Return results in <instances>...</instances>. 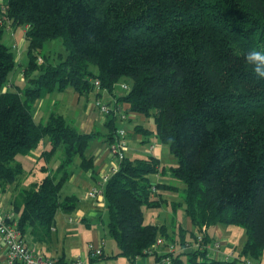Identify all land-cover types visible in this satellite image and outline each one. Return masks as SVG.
I'll list each match as a JSON object with an SVG mask.
<instances>
[{
  "label": "trees",
  "instance_id": "1",
  "mask_svg": "<svg viewBox=\"0 0 264 264\" xmlns=\"http://www.w3.org/2000/svg\"><path fill=\"white\" fill-rule=\"evenodd\" d=\"M19 25L26 26L27 84L0 91V186L24 175L19 156L40 149L46 137L49 145L40 156L46 175L12 200L22 233L31 229L42 239L58 209L77 207L79 198L63 195V186L77 158L80 169L93 166L86 150L97 135L56 112L37 121L32 104L69 86L80 94L95 86L113 91L127 76L130 88L118 101L154 118L156 136L177 157L170 170L185 184L180 204L204 244L211 243L207 229L218 224L241 226L247 235L231 259L212 258L205 247L171 254L169 263H162V255L159 264H264V79L245 59L248 51L264 47V0H0V90L17 66L18 49L1 38L6 28ZM55 39L66 53L50 63L42 50ZM107 115L108 140H114L116 115ZM159 170L153 155L125 157L105 184L107 232L118 255L131 261L159 236H169L164 225L145 223L144 207L157 208L164 200L150 181ZM178 231L186 243L187 232ZM190 236L194 246L196 234Z\"/></svg>",
  "mask_w": 264,
  "mask_h": 264
},
{
  "label": "crops",
  "instance_id": "2",
  "mask_svg": "<svg viewBox=\"0 0 264 264\" xmlns=\"http://www.w3.org/2000/svg\"><path fill=\"white\" fill-rule=\"evenodd\" d=\"M16 36L15 33L11 34L13 41L9 45L16 44L18 47V49L14 48V52L19 68L17 71L15 68L11 73L8 83L2 87L1 92L9 89L14 90L20 86L24 87L27 84L24 70L28 62L22 64L24 60L23 52L26 51V46L24 47L25 37L19 41ZM53 93H51L52 97L46 96V94L42 95L32 104L31 110L35 119L39 118L40 122H44L52 112H56L62 114L67 121L70 119L71 121L69 122H73L71 124L78 130L85 133L96 132L97 135L90 140L86 150L87 154L93 156V166L88 170L80 169V158L76 159L75 164L71 166V173L63 188L66 187L67 194L65 195H75L79 198L77 207L71 212L58 209L50 233L44 235L42 239H37L34 231L28 229L23 233L25 242L37 253L58 259L60 264H73L74 260L78 257L88 258V246L91 243L98 247L101 246L103 254L90 259V264H157L160 257L167 253L169 243L175 244V254L193 251L194 247L190 246V243L194 237L190 236V234H197L198 232L183 205L180 204L183 201L182 189L184 186L181 187V182L174 177L170 170L172 166L177 165V157L167 145L161 143L156 136L155 127L149 124L148 117L144 114L130 111L129 104L118 101V98L126 94V92H119L115 89L109 91L98 87L97 90H94L95 99L90 98V92L80 94L73 87L70 89L67 87L65 90L59 91L60 94H57V96H54ZM97 101H101L103 104L108 105L111 110H114L117 130L114 140L112 138L108 140L107 135L111 132L110 127L107 125V121L109 120L108 115L99 111L96 106ZM122 114H127L126 120L121 119ZM144 128L149 129L151 133L149 131L148 134H145L143 132ZM122 129L126 130L128 147L126 157L134 159L153 155L160 161V170L150 175V181L156 188V191L153 193L157 197L164 199L161 205L155 208L162 212L152 210L149 213V218H146L145 213V223L164 225L169 233L168 237L159 236L164 240L160 246L155 247L151 253L139 256L133 261L118 255L119 248L116 241L112 239V242L108 238L105 191L103 195L97 198L87 195L92 188L99 184L104 175L112 174L113 168L119 167L120 161L110 152V145L118 141V131ZM26 156L36 159L37 164L41 160V150H33ZM24 158V156H19L18 159L23 163L25 171V167L29 164L30 159ZM57 160V157L55 160L53 158L49 163L48 168L50 171L56 168ZM32 168H37L34 163L31 165ZM45 175L46 173L43 171V173L39 174V178H34L29 182L28 174L24 173L14 184L6 188L0 186V202L3 208L6 211L15 212L12 204L15 194L22 188L41 180ZM156 185L174 186L175 191L173 189H162V187H156ZM15 214L17 215L19 226L20 214L18 212H15ZM229 227L218 224L207 229L211 238L208 253L210 257L218 258L219 256L225 257L227 254L235 255L238 247L232 238L234 230ZM180 228H183L187 232L184 238L186 243L184 244L179 240L182 239L178 231ZM169 237L174 238L176 241L169 240ZM216 241H219L221 244L218 256H215L216 254L213 250V245ZM0 264H7V253L1 238Z\"/></svg>",
  "mask_w": 264,
  "mask_h": 264
},
{
  "label": "built area",
  "instance_id": "3",
  "mask_svg": "<svg viewBox=\"0 0 264 264\" xmlns=\"http://www.w3.org/2000/svg\"><path fill=\"white\" fill-rule=\"evenodd\" d=\"M41 61V59H40ZM95 84L100 86V81L96 80ZM125 90H129V86H123ZM96 106L99 111L103 114H109L111 109L108 105L103 104L101 101H97ZM122 120L127 119V114L121 115ZM118 141L110 145V152L116 156L119 161H122L126 157L127 151V139H126V130L122 129L118 131ZM119 167L113 168V172H116ZM104 175L99 184L92 188L87 195L89 197L97 198L104 194L105 184L112 175ZM154 192L156 188L152 189ZM0 238L3 245L5 246L7 253V264H60L59 260L50 256H45L40 253H37L32 247H30L24 239L23 233L18 226V218L15 212L6 211L0 202ZM164 242L163 238H157L155 243L152 245V248L146 251V254L151 253L155 247L160 246ZM89 254L88 258L78 257L74 260L73 264H90L89 260L96 258L103 254L102 247L95 246L94 244H89ZM168 251L164 254L162 263H169L171 261V254H175L176 246L174 243L168 244ZM194 248L204 249L205 247L210 249L209 245H205L203 242L202 233L198 232L195 236ZM221 244L219 241H216L213 245L215 256H218L220 252ZM217 258V257H216ZM227 259L232 258V254H227L225 256ZM159 264V262L157 263ZM245 264H259L257 262H252L247 260Z\"/></svg>",
  "mask_w": 264,
  "mask_h": 264
},
{
  "label": "rangeland",
  "instance_id": "4",
  "mask_svg": "<svg viewBox=\"0 0 264 264\" xmlns=\"http://www.w3.org/2000/svg\"><path fill=\"white\" fill-rule=\"evenodd\" d=\"M25 30H26V26L25 25H19V26H17L16 28H14V29H11V30H8L7 28L4 30V33H3V35H2V38H1V40L4 42V43H6V44H11L12 43V41H13V38L11 37V34L12 33H15V35H17L16 36V38H17V40H23L24 39V37H25ZM26 46V40L24 39V47ZM60 53H62V54H65L66 53V51H65V48H64V46H63V44H62V40L61 39H55V40H49V41H47L46 43H45V45H44V48H43V50H42V54L43 55H47V56H49L48 57V59H49V62L51 63H54V62H57L58 61V58H57V55L58 54H60ZM23 63L22 64H25V63H27L28 62V60H29V58H28V55H27V53H26V51H24L23 52ZM19 68V64H17V67H16V71H17V69ZM90 69L92 70V71H94V72H97L98 71V67H97V65L95 64V63H90ZM15 71V72H16ZM131 82H132V80L129 78V77H127V76H122L119 80H118V82H116V84H115V90L116 91H119V92H123V93H125V92H127L128 90H125L124 89V87L123 86H125V85H131ZM123 83H127V84H123ZM123 84V89H122V87H121V85ZM25 85V84H24ZM128 85V86H129ZM69 89L70 88H72L71 86H69L68 87ZM97 88L98 87H94V89L93 90H91L90 91V98L92 99V98H94L95 99V96H94V90H97ZM129 88H130V86H129ZM54 96H57V94H60L59 93V91H54ZM50 96V97H52L53 95H51V93H47L46 94V96ZM101 101H104V100H101ZM149 118V124H151L152 126H154L155 127V129L154 130H156V124H155V121H154V118L153 117H148ZM37 121H40V119L39 118H37ZM68 121H71L70 119L68 120ZM70 123H73V122H70ZM47 147H49V145H48V138L46 137L44 140H43V143H42V145H41V148H40V150L41 149H44V148H47ZM61 153H62V149L60 148L59 149V151L57 152V154H56V156L54 157V160L56 159V157H57V159H58V157L61 155ZM25 158L27 157L28 159H30L29 160V164H27V166L25 167V173H27L28 174V176L27 177H29L28 178V181L30 182L31 180H33L34 178H39V174H41V173H43V170H40V167H41V165L42 164H45V162H44V159L42 158L40 161H39V163H37L36 164V159H31L30 157H28V156H26V155H23ZM24 158V159H25ZM59 161V160H58ZM35 164L36 165V169H34V168H32L31 169V165L32 164ZM58 163V162H57ZM51 165V164H50ZM52 166V165H51ZM45 173V172H44ZM181 182V187H183L185 184L182 182V181H180ZM62 194L63 195H65V194H67V191H66V187H64L63 188V190H62ZM144 210H145V213H146V218L149 216V213L150 212H152V210L153 211H158L159 209H155V208H153V209H148L147 207H144ZM160 212H162L161 210H159ZM149 218V217H148ZM100 219V218H99ZM98 219V220H99ZM229 228H232V230H234L233 231V236H232V238L234 239V241L236 242V245H237V251H236V253H235V256H239V254H240V252H241V249H242V246H243V244L245 243V241H246V239H247V235H246V232H245V229L243 228V227H241V226H230ZM108 238L110 239V240H112L113 238L108 234ZM112 242H113V240H112Z\"/></svg>",
  "mask_w": 264,
  "mask_h": 264
},
{
  "label": "clouds",
  "instance_id": "5",
  "mask_svg": "<svg viewBox=\"0 0 264 264\" xmlns=\"http://www.w3.org/2000/svg\"><path fill=\"white\" fill-rule=\"evenodd\" d=\"M245 59L252 66L254 73L264 79V47L252 49L246 53Z\"/></svg>",
  "mask_w": 264,
  "mask_h": 264
}]
</instances>
